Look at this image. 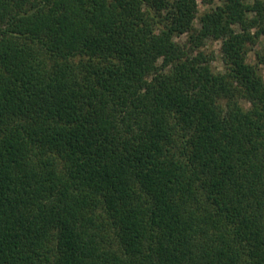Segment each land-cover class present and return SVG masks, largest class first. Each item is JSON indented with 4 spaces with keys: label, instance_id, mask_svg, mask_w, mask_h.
<instances>
[{
    "label": "trees",
    "instance_id": "1",
    "mask_svg": "<svg viewBox=\"0 0 264 264\" xmlns=\"http://www.w3.org/2000/svg\"><path fill=\"white\" fill-rule=\"evenodd\" d=\"M262 67L264 0H0V264H264Z\"/></svg>",
    "mask_w": 264,
    "mask_h": 264
},
{
    "label": "rangeland",
    "instance_id": "2",
    "mask_svg": "<svg viewBox=\"0 0 264 264\" xmlns=\"http://www.w3.org/2000/svg\"><path fill=\"white\" fill-rule=\"evenodd\" d=\"M198 6V14H202L203 12L215 7L216 5L222 4L223 0H196ZM247 2H253L254 0H246ZM195 24L199 26L198 21L196 20ZM177 40H184L185 35L177 37ZM260 45L255 46L254 49H258ZM205 49L214 54V60L212 61V66L216 70H222V61H221V41L216 39H208L206 41ZM252 50L248 54V61L254 62L255 55ZM262 72L264 74V68L262 67Z\"/></svg>",
    "mask_w": 264,
    "mask_h": 264
}]
</instances>
